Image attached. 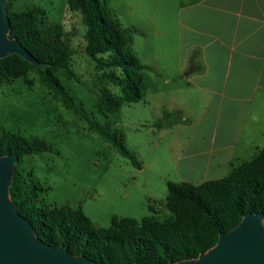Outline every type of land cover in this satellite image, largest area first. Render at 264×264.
I'll use <instances>...</instances> for the list:
<instances>
[{
  "label": "rangeland",
  "instance_id": "1",
  "mask_svg": "<svg viewBox=\"0 0 264 264\" xmlns=\"http://www.w3.org/2000/svg\"><path fill=\"white\" fill-rule=\"evenodd\" d=\"M101 1L123 27L133 29L134 52L148 66L143 100L102 112L100 98L120 96L121 90L104 76L113 70L99 67L87 51L81 13L69 10L68 0H18L17 9L42 7L47 23L59 29L61 39L73 50L69 70L61 69L58 75L88 119L69 110L40 82L38 72L30 70L24 77L0 85V132L44 138L51 149L29 157L35 178L45 189L43 198L59 206L81 205L96 226L108 228L115 216L138 220L170 216L165 207L169 182L203 179L202 166H192L182 157L191 120H184L174 109L183 105L186 114L199 115L203 102L198 95L193 108V88L187 87L181 70V52L189 33L186 18L193 0ZM101 57L105 55H97ZM169 113L178 122L160 127L158 123ZM257 113L264 133V112ZM90 122L108 124L109 131L123 139L141 166L91 129ZM259 145L264 147V136H259ZM255 153L235 161L251 160Z\"/></svg>",
  "mask_w": 264,
  "mask_h": 264
},
{
  "label": "trees",
  "instance_id": "2",
  "mask_svg": "<svg viewBox=\"0 0 264 264\" xmlns=\"http://www.w3.org/2000/svg\"><path fill=\"white\" fill-rule=\"evenodd\" d=\"M17 2L8 1L9 36L17 38L41 66L18 54L0 58V85L24 77L30 70L37 71L40 82L59 96L69 110L88 119L58 75L61 69L69 70L73 50L61 39L59 29L47 23L42 7L17 9ZM68 8L81 13L87 29V51L97 59L99 67L113 70L104 76L121 90L120 96L101 97L99 109L114 112L124 103L143 100L147 90L144 70L148 66L134 52L133 29L123 27L101 0H68ZM178 120L169 113L158 125L165 127ZM107 127L108 124L90 122L91 129L141 166L123 139ZM50 149L42 137L11 130L0 132V157H18L10 195L45 242L68 246L73 254L85 255L99 264H165L196 258L217 244L221 233L236 228L246 214L264 213V148L251 160L232 164L222 178L199 184L169 182L165 207L170 216L159 219L153 215L142 220L115 216L108 228L96 226L81 205L59 206L43 198L45 189L35 178L29 157Z\"/></svg>",
  "mask_w": 264,
  "mask_h": 264
},
{
  "label": "crops",
  "instance_id": "3",
  "mask_svg": "<svg viewBox=\"0 0 264 264\" xmlns=\"http://www.w3.org/2000/svg\"><path fill=\"white\" fill-rule=\"evenodd\" d=\"M189 7L181 70L193 88V108L198 95L203 104L199 115L174 109L191 120L182 157L204 175L184 181L199 184L264 148L256 120L264 112V0H193Z\"/></svg>",
  "mask_w": 264,
  "mask_h": 264
},
{
  "label": "water",
  "instance_id": "4",
  "mask_svg": "<svg viewBox=\"0 0 264 264\" xmlns=\"http://www.w3.org/2000/svg\"><path fill=\"white\" fill-rule=\"evenodd\" d=\"M8 1L0 0V58L18 54L41 66L17 38L9 36ZM17 161L14 155L0 157V264H99L85 255L73 254L68 246L45 242L19 212L10 195ZM165 264H264V213L246 214L236 228L221 233L217 244L198 257Z\"/></svg>",
  "mask_w": 264,
  "mask_h": 264
}]
</instances>
